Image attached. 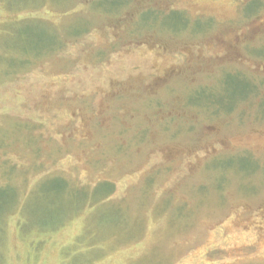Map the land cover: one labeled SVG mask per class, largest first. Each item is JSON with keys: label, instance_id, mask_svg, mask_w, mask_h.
Wrapping results in <instances>:
<instances>
[{"label": "rangeland", "instance_id": "1", "mask_svg": "<svg viewBox=\"0 0 264 264\" xmlns=\"http://www.w3.org/2000/svg\"><path fill=\"white\" fill-rule=\"evenodd\" d=\"M105 1L0 0V187L88 193L7 213L0 264H264V0Z\"/></svg>", "mask_w": 264, "mask_h": 264}, {"label": "trees", "instance_id": "2", "mask_svg": "<svg viewBox=\"0 0 264 264\" xmlns=\"http://www.w3.org/2000/svg\"><path fill=\"white\" fill-rule=\"evenodd\" d=\"M3 2V4L5 6H11V4H13L15 2V0H1ZM114 5L115 7H113L112 10H115L116 8H118L120 6V0L118 1H105L104 3H101L102 7L108 6V5ZM257 6V4H256ZM162 14V13H161ZM149 16L148 17V21L153 22L156 18L153 17L151 15V13L147 12V14H144L143 16ZM143 16L140 18L142 19ZM168 16V17H167ZM163 18H165V20H170L175 19L178 20L181 23V26L184 23V19L182 16H180V14L177 13H171L170 15H162ZM142 21V20H141ZM12 23V22H11ZM10 23V24H11ZM143 23V22H142ZM16 28H14V31H11L8 33V38L10 40H12V37H18V41L13 43L11 42L9 45L11 44H23V38L26 36L27 31L30 29L28 28V24L25 20L16 21ZM37 30L36 27H33L31 29V31H35ZM23 47V46H22ZM19 58L21 62L23 63V61L25 60V57L27 58H32L33 56H28L27 52H25L24 48L22 50L19 51ZM36 56V54L34 55V57ZM20 65V63H19ZM15 66V65H14ZM8 71V70H7ZM238 78V77H236ZM243 80V79H242ZM9 181H6L5 186L0 187V222L1 225L0 227H2L4 220L3 218L5 216H7V213L9 214L10 212L14 211L16 212V215L23 217L24 220H21V222L18 225V228L23 231V232H28L29 228L32 227L33 229H36L35 231H37V236L40 238H42L44 235L46 234H51L54 232V230L60 228L61 226H63V224H65V221L67 218H71L73 217V215L79 210L81 211V208H83V204L85 203L86 199L88 198V193H86V195H80L78 194L79 192H75L73 189H71L69 187V183H67V181L65 179L59 178V177H54L51 178L50 180H43L40 182V185L30 194V198L28 197L27 200H24L25 203L22 204L21 207H18V199L19 196L16 192V189L14 187V185H12ZM98 186V185H97ZM107 191L105 192L106 194L99 197V198H103V197H108L110 194H112L113 192V185L112 184H107ZM57 189H54V188ZM64 190V191H63ZM79 190V189H78ZM51 191V192H50ZM61 192L63 191V194L65 195V199L64 201L68 202L70 201L73 197H74V201H80L79 206H75L74 209H72V206H70V204L67 203V206L69 207L67 209L66 212H64L63 214H59L57 218V220H48L46 217H42L40 218L37 214L36 211H31V207H35V208H45L43 205H48V201L49 200H45V194L47 193H52V192ZM72 191V192H71ZM81 192L83 190H80ZM72 193V194H71ZM73 195V196H72ZM92 197V196H91ZM29 199V200H28ZM23 211V212H22ZM2 235V231L0 230V236Z\"/></svg>", "mask_w": 264, "mask_h": 264}]
</instances>
